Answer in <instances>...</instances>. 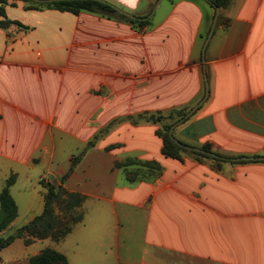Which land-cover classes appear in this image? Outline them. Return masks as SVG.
Wrapping results in <instances>:
<instances>
[{
    "label": "crops",
    "instance_id": "1",
    "mask_svg": "<svg viewBox=\"0 0 264 264\" xmlns=\"http://www.w3.org/2000/svg\"><path fill=\"white\" fill-rule=\"evenodd\" d=\"M102 1L149 24L0 0V22L17 23L0 26V194L16 174L19 211L0 237L42 214L44 173L84 153L65 182L83 220L26 248L50 241L69 264H264L263 161L166 157L158 131L180 121L144 118L203 101L179 142L264 157V0H231L205 54L209 1ZM129 161L153 166L115 167Z\"/></svg>",
    "mask_w": 264,
    "mask_h": 264
},
{
    "label": "trees",
    "instance_id": "2",
    "mask_svg": "<svg viewBox=\"0 0 264 264\" xmlns=\"http://www.w3.org/2000/svg\"><path fill=\"white\" fill-rule=\"evenodd\" d=\"M23 2L32 4V8L45 7L48 9L58 10L60 12H69L78 15L81 12H90L114 18L121 21H128L143 28L149 24V20L136 19L132 20L129 17L120 14L119 10L110 3L102 0H63L47 4H39L32 0H21ZM209 3L214 8L226 10L231 0H209ZM5 17V10L0 7V18ZM221 19V17H220ZM12 24H17L13 21L0 22L1 27H9ZM186 116V111H175L169 116L158 115L144 117L147 121L160 123L163 120L170 119L179 122ZM173 124L163 125L158 131V135L164 141L163 154L166 157L180 159L182 154L189 153L187 150L176 144L170 137L169 131ZM183 144V143H182ZM94 144H89L88 148ZM185 145V144H184ZM203 150L213 153L209 145L203 146ZM198 157L214 159L204 154L194 153ZM84 153L77 156L72 163L69 172L62 177V184H64L71 174L74 172L76 166L82 160ZM254 162V161H253ZM246 163V162H244ZM264 163V162H262ZM129 164L144 165L147 167L152 164H143L134 161L128 163H117L116 168H122ZM131 177V175L129 174ZM16 183V178L11 176L5 184L0 194V233L7 230L12 223L18 218V205L11 194V188ZM46 189L44 197V210L41 215L36 217L28 225L20 228L14 234L0 237V253L9 248L17 239H24L25 245L30 246L37 240L51 239L54 242H60L65 239L73 230V228L83 220V215L79 214L78 210L86 201V197L79 193H71L62 187H56L52 184H42ZM62 211V213L59 212ZM27 264H69L68 258L56 251L53 248H45L38 255L33 256Z\"/></svg>",
    "mask_w": 264,
    "mask_h": 264
},
{
    "label": "rangeland",
    "instance_id": "3",
    "mask_svg": "<svg viewBox=\"0 0 264 264\" xmlns=\"http://www.w3.org/2000/svg\"><path fill=\"white\" fill-rule=\"evenodd\" d=\"M40 171H41V167L37 166L35 175L39 174ZM11 176H14L16 178V181H17V175L16 174H12ZM63 176L64 175L57 176L53 172H45L44 175H42L41 180L43 181L44 185L52 184V185H55L56 187H60L62 185V187L64 189H66L65 183L62 184V177ZM59 212L62 213L61 210H59ZM20 223H23V225H21V226H25V221L21 220ZM16 231H17V229L9 230L6 236L12 235ZM24 243H23V240L17 239L13 243V245H11L9 248H7L3 252H1L0 253V258H1L0 264H27L30 261V259L34 256L33 254H35L36 252H41L43 249H45L48 246H51L53 244L50 241H44V242L38 243L32 247L26 248L25 247L26 245H24Z\"/></svg>",
    "mask_w": 264,
    "mask_h": 264
},
{
    "label": "water",
    "instance_id": "4",
    "mask_svg": "<svg viewBox=\"0 0 264 264\" xmlns=\"http://www.w3.org/2000/svg\"><path fill=\"white\" fill-rule=\"evenodd\" d=\"M36 3H39V4H47V3H52V2H58V1H63V0H32ZM209 1V0H207ZM152 3L156 4L155 6V10L157 8V5L159 4V1L157 2V0H152ZM119 10V9H118ZM155 10L153 11V13L151 14L150 17L153 16V14L155 13ZM216 17L214 19V23L212 25V28H211V31H210V34H209V37L206 41V44H205V47H204V50H203V54H205V51H206V48H207V45L211 39V37L213 36V33L215 32V29H216V26H217V22H218V18L220 16V13H221V9L220 8H216ZM120 14L122 15H125L127 17H129L130 19L132 20H136L137 17L134 16V15H131L129 13H126V12H123L121 10H119ZM209 96V86L207 84V87H206V97L204 100H206ZM203 104V101L201 103H199L196 107H194L186 116L185 118H189L201 105ZM184 122V119H182L179 123H177L176 125H173L169 131V135L171 137V139L176 143L178 144L180 147H182L183 149L189 151V152H193V153H200V154H204V155H207L209 157H212V158H216V159H221V160H228V161H232V162H245V161H263L264 162V157H257V158H254V157H240V158H225V157H220L214 153H209V152H206L205 150L201 149V148H196V147H190V146H187V145H184L182 144L181 142H179L173 135V132L175 130V128L182 124Z\"/></svg>",
    "mask_w": 264,
    "mask_h": 264
}]
</instances>
